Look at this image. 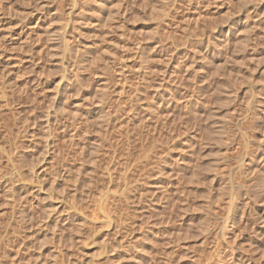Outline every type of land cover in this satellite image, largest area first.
<instances>
[{
	"label": "rangeland",
	"instance_id": "obj_1",
	"mask_svg": "<svg viewBox=\"0 0 264 264\" xmlns=\"http://www.w3.org/2000/svg\"><path fill=\"white\" fill-rule=\"evenodd\" d=\"M0 264H264V0H0Z\"/></svg>",
	"mask_w": 264,
	"mask_h": 264
},
{
	"label": "bare ground",
	"instance_id": "obj_2",
	"mask_svg": "<svg viewBox=\"0 0 264 264\" xmlns=\"http://www.w3.org/2000/svg\"><path fill=\"white\" fill-rule=\"evenodd\" d=\"M257 10H258V6H257V4H256V7L253 9V12L254 13H256L257 12ZM30 19H32V16L30 15ZM38 19V18H37ZM128 132V131H127ZM129 136V135H128ZM213 179V178H212Z\"/></svg>",
	"mask_w": 264,
	"mask_h": 264
}]
</instances>
